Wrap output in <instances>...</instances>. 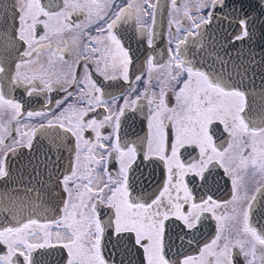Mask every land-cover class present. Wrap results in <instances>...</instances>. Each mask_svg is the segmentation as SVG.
I'll return each instance as SVG.
<instances>
[{"label": "snow or ice", "instance_id": "obj_1", "mask_svg": "<svg viewBox=\"0 0 264 264\" xmlns=\"http://www.w3.org/2000/svg\"><path fill=\"white\" fill-rule=\"evenodd\" d=\"M55 7L54 0H50L47 11L40 0H13L12 32L5 30L3 38L10 40L19 60L13 61L14 69L10 65L7 70L0 61V74L9 73V86L22 89V99L7 98L0 89V181L7 185L11 179L9 154L15 156L21 148L41 153L42 146L33 144L39 129H60L70 134L74 138L70 149L74 159L68 174L58 178L65 195L57 214L48 217L46 223L29 218L27 222L17 221V226L0 229V245L6 247V253L0 254V264H43L33 254L48 249L66 250L65 264H110L111 252L121 248L128 251L126 245L142 249L144 264H264V231H258L250 222L257 199L256 194L250 193L264 195V119L251 118L257 107L256 98L223 73L194 68L181 53V46L192 34L185 29L184 20L194 29L210 25L214 19L227 20L239 29L229 43L246 41L249 63L264 71V31L257 36L255 19L245 11L243 0H184L182 6L171 0L174 15L168 21V44L175 43V48L169 47L166 64L156 65L152 58L147 59L148 83L154 71L164 70L158 81L159 91L149 93L146 88L135 99L125 97L119 107L111 94V99L105 100L104 86L93 79L92 68L105 81L128 82L133 57L116 32L117 26L134 20L136 34L152 47L151 26L156 21L157 3L127 0L125 6H120L116 0H63L62 10L55 11ZM256 7L264 14V0H257ZM73 16L82 19L73 23ZM4 23L8 24L6 12ZM38 25L43 28L41 35H37ZM182 30L186 32L183 39ZM135 80L140 81L141 75H136ZM64 85H76L77 103L86 101L87 106L61 107L64 100H58L55 106L61 110L47 123H39L38 129L22 123L24 105L32 102L23 97H39L58 87L66 93L65 98L73 96ZM129 91L137 90L130 86ZM169 92L174 94V106H169ZM142 96L148 97L149 110L148 132L142 140L147 143L144 159L158 160L167 170L162 190L150 202L131 199L134 183L130 184L129 172L138 151L135 144L121 145L119 135L121 117ZM259 97V111L264 115V85ZM97 107L107 113L103 120L85 119ZM26 117L46 118L47 113L27 111ZM106 125L111 127L112 135L101 131ZM214 125L223 126L229 141L226 147H218L214 141ZM89 131L94 133L95 142L85 137ZM9 138L11 146L6 144ZM52 139L55 144L66 136L56 132ZM188 148L199 150L197 162L185 163L182 159ZM42 155L47 171L51 158L47 152ZM109 160L119 164L115 178L108 171ZM51 163L55 168L58 159ZM40 164L39 157L35 164L32 158L28 159V167L36 174ZM217 166L231 181V200L222 204L211 195L197 200L185 177L191 175L193 183L199 178L202 186H207L212 169ZM253 179L254 190L249 187ZM6 196L7 188L0 192V199ZM205 213L217 222L215 237L198 256L170 258L171 227L175 224L182 230L197 229Z\"/></svg>", "mask_w": 264, "mask_h": 264}, {"label": "flooded vegetation", "instance_id": "obj_2", "mask_svg": "<svg viewBox=\"0 0 264 264\" xmlns=\"http://www.w3.org/2000/svg\"><path fill=\"white\" fill-rule=\"evenodd\" d=\"M49 2L50 0H40L41 6H43L46 11L49 10ZM152 2L157 3L156 21L155 24L151 26L153 32L152 47H148L147 44L138 37L135 31L134 20L129 19L121 25H118L116 29L118 35L122 37V43L133 57V66L129 71L130 80L128 82L120 79L116 81H105L103 77L97 74L95 69L92 68L93 79L96 80L98 84L104 86L105 100H110L111 96L116 97V107L123 104L125 97L135 99L137 93L143 92L146 88L149 93L152 91L158 92L160 87L158 81L163 77L164 70L159 69L158 71H154L151 74V83H148L149 73L147 70V59L152 58L156 65L166 64L169 47L175 48V43L172 45L168 44L170 38L168 21L171 16L174 15L171 8V0H158V2L157 0H152ZM126 3L127 0H116V4L120 6H125ZM183 3L184 0H177L178 6H182ZM243 3L245 5V11L249 12L255 19L254 26L256 31L259 29L260 31H264V14H262L260 8L256 7L257 0H243ZM54 4L56 7L53 10H62L63 0H54ZM115 10L116 8L114 5L113 11ZM206 11L207 10H205V13ZM81 19V16H73L72 22L78 23ZM252 23V20H250V27ZM257 23L262 25L257 26ZM184 25L185 29L190 30L192 34L187 37V42L181 46L183 59H186L184 57L185 55H188L190 58L201 55V62L207 65L206 70L216 72L213 70L216 68L217 74L223 73L226 79L230 77V82L240 85L242 90L246 88V82H249L250 94L256 93L257 79L258 81H264L262 80L264 71L255 64L249 63L248 44L246 41H236L234 44L229 43L239 31L235 23L230 25L227 20L221 21L219 19H214L210 25L202 26L200 29H194L191 27L190 22L184 20ZM2 30L3 33H5V30L11 33V26H4ZM172 32H175L174 28H172ZM200 33L202 38L200 43L202 49L201 52L198 53L194 51V48H197L199 44L194 41ZM41 34H43V28L42 25H38L37 35ZM93 34H95L94 30ZM185 35L186 32L182 30L180 38L183 39ZM259 35L257 36L259 37ZM258 43L259 41H257V44ZM18 60L19 56L16 51L12 49L10 40L1 38L0 61H2V66L7 70L11 65L14 69L13 61L18 62ZM188 60L193 64L198 61L197 58ZM257 60H259V55H257ZM8 75L9 73L7 71L4 74H0V89L4 91L7 98L20 101L22 99L20 94L22 89L18 90L14 87H10L7 78ZM136 75H141L140 81L135 80ZM130 86L134 87L137 91L130 92ZM64 87H67L74 95L65 98L66 93L62 88L58 87L50 93L41 94L39 97H23L24 100L27 101L31 99L32 102L24 105L25 117L22 118V123L35 126L38 129L39 123H47V119H52L53 116L61 110L55 106L58 100H64V104L61 107H66L69 104H76L78 107L87 106L86 101L77 103L79 99V88L76 85H64ZM109 94H111V96ZM45 96H47L48 99H45ZM49 100L51 102H49ZM147 101L148 97L142 96L136 105H132L127 109L125 115L121 117V129L119 133L121 145L127 143L128 146L135 144L137 147L138 156L132 170L129 172V180L130 184L134 183V187L131 190V199L139 202H150L153 195L158 194V192L162 190V186L166 182L167 177V170L162 162L144 159V154L147 152V143L146 141L142 143V140L146 137L148 132L147 117L149 115V110ZM168 103L169 106H174L175 104L174 94L172 92L168 93ZM49 109H51L50 112ZM41 110L47 113L46 118L37 117L29 120L26 117L27 111ZM105 115H107V113L104 111L103 107H97L94 111H90L85 119L103 120ZM254 116L256 117L255 114ZM251 118L254 119L253 116ZM214 127L217 128L214 141L217 143L218 147H226L229 141L227 134L222 130L223 126L214 125ZM101 131L105 135H112V129L107 125ZM68 135L70 136V134ZM13 136H15V132H13ZM85 137L95 142L94 133L90 131L86 132ZM69 139L68 142L74 147V138L70 136ZM44 141L47 143L50 142L47 139H44ZM35 142L36 140L34 138L33 144ZM56 143H58V141H56ZM104 143L108 144L110 141H104ZM6 144L9 146L12 145L11 138L6 140ZM71 148L72 146H70V149ZM49 149L50 148H41V153L27 154L26 152L29 150L21 148L18 149L15 156L9 154L11 168L14 169V172H20L19 177L15 176L10 189H7L10 197L14 200L13 204L16 208L42 209L44 211V216L41 219H37L40 223H46L48 217L58 213L61 198L65 195L62 191V187L59 186L58 178L68 174L70 161L74 159V153H64V147H52V151H49ZM44 152H47L48 156L51 158L47 165V171H45L43 164L42 154ZM20 153L24 155L21 156L19 155ZM198 154V149L194 150L193 148H188L184 152L182 159L185 163H195L197 162ZM37 157H39L41 161L40 167L37 169L39 174H36L31 167H28V159L32 158L35 164ZM57 159L58 163L56 167L53 168L51 161ZM108 171L115 178L119 171L118 162L109 160ZM193 179L191 175L185 177L186 182L189 183V187L193 189L197 200H199L201 196L206 198L209 195L222 204L231 200V181L222 168L217 166L212 169V176L209 178L207 186H202L203 182L200 181L199 178H195V183L192 182ZM255 186L256 180H250L249 187L254 190ZM14 188L19 189V191H14ZM27 189L30 190L26 191ZM250 194H256L257 196L256 201L253 202L252 214L250 216L251 225L258 231H264V195L254 193V191ZM105 211L107 210L105 209ZM219 211L225 212L227 210L220 209ZM178 223L179 222H176V224ZM216 228L217 222L211 218L208 213L202 216L197 229L191 231L186 229L182 230L181 227H177L174 224L170 229V243L172 244V251L169 253L170 258L175 259L177 255H179L181 259L186 255L198 256L199 251L215 237ZM125 247L129 250L125 251L124 248H121L111 252L112 261H110V264H144L142 249L133 247L132 245H126ZM5 253L6 247L0 245V254ZM45 253L50 254L45 255ZM33 255L34 259L42 261L43 264H65L66 250H37ZM105 255L107 256L109 253L106 252ZM19 259L22 261V257Z\"/></svg>", "mask_w": 264, "mask_h": 264}, {"label": "water", "instance_id": "obj_3", "mask_svg": "<svg viewBox=\"0 0 264 264\" xmlns=\"http://www.w3.org/2000/svg\"><path fill=\"white\" fill-rule=\"evenodd\" d=\"M12 4H13V0H0V9L3 10V11H0V29H1L0 30V41H1V38L3 39V36H4L2 27H4V26L9 27L12 24V16L14 14ZM5 12L7 13V17H8V24L7 25H5V23H4V13ZM259 25H262V24L257 23V26H259ZM11 32H12V27H11ZM256 32H257V35H259L261 31L259 29ZM201 40H202V38H201V33H200V35L194 41L195 43L199 44L197 46V48H194V51H196L198 53L201 52V49H202L201 44H200ZM184 57L186 58V60L197 58L198 61L195 64H193L191 62V64L201 71L209 72L208 70H206L207 65L205 63L201 62V55L197 56V57L194 56L192 58L188 57V55H185ZM212 73L217 74V71L212 72ZM262 85H264V81H258V79H257V88H256L255 94L254 93L250 94L249 82H246V88L243 89L247 92V94L250 97L255 96V98H256L257 107H256V110L252 113V116L257 121L264 119V115H262L260 113L259 107H258L259 102H260L259 93H260ZM254 114L256 115V117L254 116ZM56 132H60L62 136H66V139H64L63 141L58 140V143H55V144L53 142H51V141H53L52 137H53L54 133H56ZM69 138H70V136L68 134H64L62 132V130H60V129H49V128L48 129H39L36 132V136H35L36 142L34 143V145H40V146H42L41 148H52V147H57V145H61L60 147L65 148L64 153L73 154V152L70 150V146L73 147V145H70V143L68 142L70 140ZM44 139H47L50 142L47 143L46 141H44ZM26 153L27 154H34V152H30V151H27ZM19 174H20L19 171L14 172V169L11 168V179L8 181L7 185H5L4 181H0V192H3L5 190V188L10 189V186L13 183L15 176L19 177ZM7 192H8V190H7ZM13 202H14V200L10 197V195L0 199V228L1 229L5 226H8V227L17 226V221L26 222L29 218L41 219L44 216V211L42 209H38V208H28V209L16 208L14 206Z\"/></svg>", "mask_w": 264, "mask_h": 264}, {"label": "bare ground", "instance_id": "obj_4", "mask_svg": "<svg viewBox=\"0 0 264 264\" xmlns=\"http://www.w3.org/2000/svg\"><path fill=\"white\" fill-rule=\"evenodd\" d=\"M213 70L217 71L216 68H214Z\"/></svg>", "mask_w": 264, "mask_h": 264}]
</instances>
